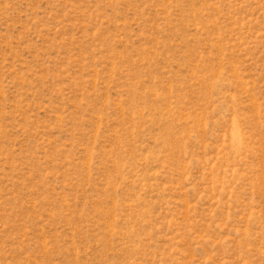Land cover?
I'll use <instances>...</instances> for the list:
<instances>
[{"label": "rangeland", "instance_id": "obj_1", "mask_svg": "<svg viewBox=\"0 0 264 264\" xmlns=\"http://www.w3.org/2000/svg\"><path fill=\"white\" fill-rule=\"evenodd\" d=\"M0 264H264V0H0Z\"/></svg>", "mask_w": 264, "mask_h": 264}]
</instances>
